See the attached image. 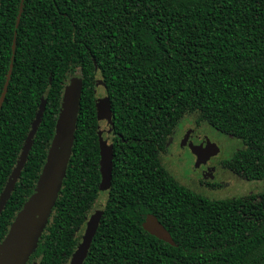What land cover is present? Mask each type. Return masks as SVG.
<instances>
[{"label": "trees", "instance_id": "16d2710c", "mask_svg": "<svg viewBox=\"0 0 264 264\" xmlns=\"http://www.w3.org/2000/svg\"><path fill=\"white\" fill-rule=\"evenodd\" d=\"M0 0V194L42 100L45 109L0 214V242L33 193L63 92L81 97L66 175L27 264H67L100 194L95 90L112 124L111 186L83 264H264V191L210 199L178 182L160 153L189 114L243 147L223 165L264 179V0ZM15 53L12 59V41ZM147 214L171 246L142 229Z\"/></svg>", "mask_w": 264, "mask_h": 264}, {"label": "water", "instance_id": "95a60500", "mask_svg": "<svg viewBox=\"0 0 264 264\" xmlns=\"http://www.w3.org/2000/svg\"><path fill=\"white\" fill-rule=\"evenodd\" d=\"M22 2L23 0L20 2L15 27L18 26L20 21ZM14 53L15 37L12 41V59ZM11 72L12 64L9 66L0 96V109L7 91ZM97 86H102L104 88V84L100 80L97 81L95 87ZM80 97L81 81L77 78L71 81L63 92L54 134L47 150L45 163L39 174L33 193L29 196L21 210L17 213L6 235L0 242V264H27L29 257L37 246L38 240L44 231L52 209L55 206L58 194L62 187V182L66 175V169L70 160L74 142ZM45 103V100H42L38 107L35 118L16 160L15 166L13 167L0 194V214L9 200L19 179L20 173L27 161L35 134L43 117ZM95 107L97 121H106V123L111 126L112 114L109 97L107 95L101 98L95 97ZM97 135L100 157L99 171L101 177L98 190L100 192H106L111 186L113 153L111 145H109L103 138L102 131L99 130V127ZM189 147L192 153H194L198 158L195 165L197 166L200 162H204L205 158L200 156L198 148L192 144H189ZM102 213V210H97L89 216L81 239L67 264L84 263L95 237ZM141 226L142 229L151 236L171 246L175 245L169 232L158 221L156 216L147 214Z\"/></svg>", "mask_w": 264, "mask_h": 264}, {"label": "rangeland", "instance_id": "374dc122", "mask_svg": "<svg viewBox=\"0 0 264 264\" xmlns=\"http://www.w3.org/2000/svg\"><path fill=\"white\" fill-rule=\"evenodd\" d=\"M95 95L99 98L104 97L106 95L104 88L102 86H97ZM195 118L196 115L194 114H189L183 117L176 125V132L173 139L178 140L177 138H180L181 134L186 128L187 133L192 134V139H196L197 136H204L208 139V141H210V144L216 145V147L220 150L221 156L213 162V165H215L216 171L219 175L218 180L215 182H223V184L219 186H202L198 188L196 187V185H191L190 182H184L180 180L174 173V170L170 166L166 165V162L162 159L161 161L163 162V165L167 167V170L170 172V174L178 182L210 199L218 200L229 198L231 196L243 197L264 191V179L248 181L237 176L236 174H230L227 172L223 173L218 166L220 160L229 159L236 151L243 147L241 140L233 138L229 135L222 134L204 122L197 123ZM99 130L102 131L103 138L109 143V134L107 132L108 126L105 122L99 123ZM105 197L106 196L104 193H100L98 195L96 202L90 209V214H92L95 210L102 209L105 203Z\"/></svg>", "mask_w": 264, "mask_h": 264}, {"label": "flooded vegetation", "instance_id": "af4514ba", "mask_svg": "<svg viewBox=\"0 0 264 264\" xmlns=\"http://www.w3.org/2000/svg\"><path fill=\"white\" fill-rule=\"evenodd\" d=\"M103 122L106 123V121ZM107 126H108L107 132H109L110 126L108 124ZM175 132L176 130H174L172 135L168 137L166 143V149L164 152L160 153V160L163 159L166 162V165L170 166L174 170V173L180 180L184 182H190L191 185H196V187L198 188L202 186L209 187V186H219L223 184V182H215L218 180L219 175L218 172L216 171L215 165H213L214 164L213 162L216 161L221 156L220 150L216 147V145L210 144V141H208V139L204 136H197L196 139H192V134L187 133L186 128L184 132L181 134L180 138H177L178 140H174L173 137ZM189 144H192L193 146H196L198 148L200 156L202 158H205L204 162L202 163L200 162L199 165L197 166L195 165L198 158L194 153H192ZM225 161L226 160L222 159L218 163L219 164L218 166L221 169V171L223 173L227 172L230 174H236L230 169L224 167L223 163ZM161 163L163 165L162 161ZM163 166L167 169L165 165ZM100 193L102 194L105 192H100ZM234 198L237 197L231 196L229 198H224V199H234Z\"/></svg>", "mask_w": 264, "mask_h": 264}]
</instances>
